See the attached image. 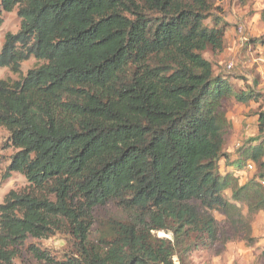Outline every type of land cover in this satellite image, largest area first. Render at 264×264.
Here are the masks:
<instances>
[{
  "label": "trees",
  "instance_id": "trees-1",
  "mask_svg": "<svg viewBox=\"0 0 264 264\" xmlns=\"http://www.w3.org/2000/svg\"><path fill=\"white\" fill-rule=\"evenodd\" d=\"M15 10L21 29L6 36L0 68L42 64L0 80L15 151L6 179L28 183L0 205V264L25 248L40 264H184L200 247L255 244L264 143L245 153L261 171L245 185L221 163H232L223 102L258 95L235 93L205 57L225 48L212 0H0V29ZM109 205L123 217L98 219ZM59 235L71 245L62 259L26 245Z\"/></svg>",
  "mask_w": 264,
  "mask_h": 264
},
{
  "label": "rangeland",
  "instance_id": "rangeland-1",
  "mask_svg": "<svg viewBox=\"0 0 264 264\" xmlns=\"http://www.w3.org/2000/svg\"><path fill=\"white\" fill-rule=\"evenodd\" d=\"M212 2L221 10L226 25L225 48L218 53L206 52L205 57L214 65L216 74L223 75L231 83L235 93L250 94L254 91L258 95V101L253 99L249 104H242L235 97L223 102V110L230 122L226 135V150L232 163L228 164L223 160L221 174L232 173L239 179L241 185H245L261 174L259 167L251 159H247L245 153L251 147L264 143V135L259 132V115L264 112V65L259 61L263 53L261 40L264 39L262 18L264 0H212ZM3 19L4 24L0 29V53L6 36L17 34L21 29V19L17 10L4 13ZM206 24L213 26L211 20H207ZM230 63L234 65L232 69L228 68ZM41 64L32 57L22 64L21 74H14L8 68H0V80L19 81ZM14 152L10 146V134L0 127V205L9 192L22 191L28 185L26 178L18 173H13L6 179L7 168ZM233 162L243 165L242 168L233 167ZM247 165H252L253 169ZM226 196L231 198L232 192H226ZM244 213H248L246 208ZM215 216L220 222L226 219L219 213ZM97 217L100 220L121 218L123 213L116 206L109 205L98 210ZM98 229L99 225L94 230L96 235ZM252 235L256 240L253 245L236 237L225 247L219 245L212 249L200 247L185 257L184 264H264L261 258L264 250V212L255 216ZM158 237L164 238L169 235L161 232L158 233ZM26 245L27 247L34 245L57 259L64 258L71 251V245L62 235L41 241L30 239ZM175 263L180 264L178 259H175ZM14 264L40 263L25 248L19 252Z\"/></svg>",
  "mask_w": 264,
  "mask_h": 264
},
{
  "label": "built area",
  "instance_id": "built-area-1",
  "mask_svg": "<svg viewBox=\"0 0 264 264\" xmlns=\"http://www.w3.org/2000/svg\"><path fill=\"white\" fill-rule=\"evenodd\" d=\"M240 31L242 32V29H240ZM245 39H247V38H245ZM262 49H263V53H262L261 60H259V61L262 62V64L264 65V46L262 47ZM233 67H234L233 63H230L228 66L229 69H232ZM248 167L253 169L252 165H249Z\"/></svg>",
  "mask_w": 264,
  "mask_h": 264
}]
</instances>
